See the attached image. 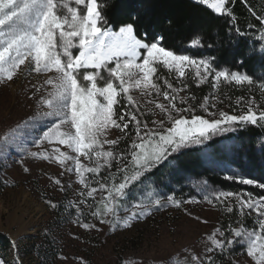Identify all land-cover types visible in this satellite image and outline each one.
<instances>
[{"label": "snow or ice", "instance_id": "6c2138e0", "mask_svg": "<svg viewBox=\"0 0 264 264\" xmlns=\"http://www.w3.org/2000/svg\"><path fill=\"white\" fill-rule=\"evenodd\" d=\"M194 2L207 3L208 7L217 14L231 15L226 7L229 0H214L211 3L208 0H194ZM74 3L82 6V9L70 6L66 0H0V73L11 81L16 70L25 65L26 61L29 70L37 74L55 73L46 81L54 89L49 94L52 98L44 101L49 108L45 115L53 118L54 122L31 143L38 144L46 140L49 143L66 145L76 154L75 156L61 152L57 148L52 154L43 155L42 158L48 161L55 160L68 173L74 170L79 182L86 189L89 183L85 173L98 174L103 165L111 167L113 159L123 162L130 154L129 164L117 167V172L123 174V182L114 183L111 188H106L104 183L95 181L99 184L100 190H106L108 197L115 202L117 198L126 196V189H129L133 182L141 181L152 169L167 161L171 154L191 146L206 148L217 135L235 131L237 126L264 125V110L254 108L252 100L249 101V106L243 114L235 115L220 111L219 118H215V111H210L202 104L201 107H204L207 115L213 117L209 119L196 115L194 109L177 107L176 93L180 89L174 88L167 79L164 80V84L170 91H162L156 82L158 67L161 65L170 72L174 69L178 79L187 78L188 70L194 69L195 77L201 84L210 76L214 82H219L223 78L234 81L237 85L245 81L252 84V78L248 75L240 74L238 71L229 73L228 70H218L214 66V61L193 59L189 55L176 54L174 50L166 49L163 46L164 38L153 33L151 22L145 23L139 13L117 19L115 26H118V30H114L108 10L116 6L115 0L112 2L74 0ZM258 19L264 26V17ZM141 28H143L142 33ZM196 43V40L191 41L192 45ZM74 49H78L76 54L73 52ZM132 89H139L149 96L152 93L156 96L162 95L164 100L168 101L167 105L155 103V108L159 109L164 117L152 121L157 126L155 129L149 128L146 121L142 122L135 111H129L130 108H138L129 94ZM122 96L126 98L127 104L118 109ZM208 99V97L204 98L205 104ZM240 99L243 100V97ZM152 102L149 100V103ZM180 102L185 103V98L181 97ZM212 108L215 109V104ZM148 111L151 112V109ZM188 111L193 112L191 118L182 115ZM140 115L143 116L144 113ZM132 122L136 129L135 139H132L127 150L118 154L111 150L104 151V144L115 146L119 143V140H101L106 130L115 128L127 135L126 130ZM166 122L171 126L166 127ZM66 125H70V130H62ZM33 130L37 131L35 128ZM13 147L20 154L28 151L24 143L17 141L14 134L0 141V153ZM259 150L264 153V145ZM29 154L33 157L41 155L36 152ZM82 156L89 161L94 160L95 166L82 164L80 160ZM69 161L73 162V165L70 166L67 163ZM129 167L131 174L128 171ZM24 171L29 172L30 169L25 167ZM226 178L264 189V183L255 179L235 176ZM54 184L64 190L60 179H55ZM201 190L205 192V199L209 204L217 201L223 204L224 201L233 198L239 205L241 215L255 212L259 228V231L248 230L244 226L217 228L207 237L212 247H208L206 252L213 253L220 250L222 253L226 247L231 248L237 243L246 244L247 255L256 259L257 264H264V242L258 243L264 234V196L253 199L250 192L245 196L244 193L223 191L217 193L214 190L209 196L207 182ZM96 191V188H92L86 192V196L93 197ZM80 196L79 204L85 203L83 199L85 192L82 191ZM162 199L163 197L158 194L151 201V208L159 210L165 207L166 203H162ZM167 201L175 203L177 207L181 203L192 202V200L176 201L174 194L168 195ZM103 202V208L97 207L91 212V216L98 220L100 225L127 228L130 227L131 220L148 214L145 211L148 206L139 203L136 205L139 208L138 212H133L124 218L122 223L113 221L106 217L112 214L114 209L108 207L107 198ZM48 203L51 204L50 201ZM79 204L73 205L78 217L83 215ZM51 206L56 207L55 204ZM225 206L228 213L234 211L231 201ZM89 207L91 208L92 205ZM245 209L249 210L248 213H245ZM75 222L84 229L99 230L96 224L81 223L79 219ZM202 222L207 223V221ZM240 223L243 225V222ZM193 260L195 264H205L199 255L194 256ZM207 260L208 264H215L211 256H208ZM81 264H87L86 260H82Z\"/></svg>", "mask_w": 264, "mask_h": 264}, {"label": "rangeland", "instance_id": "374dc122", "mask_svg": "<svg viewBox=\"0 0 264 264\" xmlns=\"http://www.w3.org/2000/svg\"><path fill=\"white\" fill-rule=\"evenodd\" d=\"M66 2L72 7L82 9V6L75 5L74 0H66ZM202 4L208 6L207 3ZM73 52L76 54L78 49H74ZM27 64L26 61L25 65L16 70L11 81L0 73V141L14 134L17 141L24 143L28 149L23 154L14 147L0 153V235L7 238L10 243L6 253H0V264H81L82 260H86L87 264H195L193 257L196 255L208 264V256L212 258L214 254H219L221 258L215 260V264H257L256 259L247 255L246 244L237 243L231 248L226 247L222 253L220 250L213 253L206 252L208 247H212L207 237L219 228V211L214 204L207 202L203 193L180 200H192V202L181 203L179 207L173 202H168L167 198H163L162 203H166V206L155 210L151 208V201L155 198L146 195L143 177L141 181L133 182L129 189H126V196L117 198L113 202L108 197L107 191L100 190L99 184L95 181L104 183L106 188H111L114 183L123 182V174L117 172V167L129 164L130 154L123 162L113 159L111 167L103 165L101 160L103 166L98 174L85 173L89 183L87 189L79 182L74 170L68 173L55 160H44L43 155L52 154L57 148L72 156L76 154L66 145L55 142L49 143L44 140L38 144L31 143L54 122L53 118L45 115L49 108L44 101L52 98L49 94L54 89L46 81L55 73L37 74L30 71ZM157 75L156 82L162 91H170L164 84L165 79L174 88L180 89L176 93L177 107L194 109L196 115L205 118L213 117L207 115L204 107H201L202 104L210 111H215V118H219L220 111L235 115L243 114L250 100L253 101L254 108L264 110V98L257 99L253 94L243 100L239 98L230 103L221 99L212 90L205 96L209 98L206 104L204 99L197 103L185 88L190 78L195 85L201 84L195 77L194 69L188 70L187 78L178 79L174 69L170 72L161 65L158 67ZM129 94L133 97L134 105H138V108L133 107L129 111H135L142 122L146 121L149 128L155 129L157 126L152 121L164 118L159 109L155 108V103L167 105L168 101H165L162 95L156 96L155 93L150 96L145 95L139 89H132ZM181 97L185 98V103L180 102ZM149 100L153 102L149 103ZM126 104L127 100L122 96L121 104L117 107L123 108ZM213 104L215 109L212 108ZM148 109H151V112ZM141 113L144 115L141 116ZM192 114V111L182 113L188 118H191ZM170 126L171 124L166 122V127ZM34 128L37 131H34ZM62 130H70V125L64 126ZM135 131L134 122L126 130L127 135L119 129H107L101 140L113 139L119 140V143L115 146L104 144L103 150H111L117 154L126 151L132 139H135ZM222 147L225 148L224 152L229 160L238 158L236 145L230 142L222 144ZM31 152L41 155L33 157L29 154ZM80 160L86 166H95L94 160L89 161L83 156ZM242 160L244 167L247 161L244 157ZM259 160L264 163V158L260 157ZM67 163L73 165L71 161ZM25 167L30 171L25 172ZM128 171L131 174V167ZM241 177L246 178L244 173ZM55 179L61 180L63 191L60 186L54 184ZM92 188H96L97 191L93 197H87L86 192ZM82 191L85 192L83 198L85 203L79 204ZM242 193L246 196L249 192ZM261 196L252 193L253 199ZM105 198L108 199V207L114 209L106 219L122 223L124 218L139 211L136 207L139 203L148 206L145 208L148 214L131 220L130 227L127 228L100 225L98 220L91 216V212L97 207L103 208ZM48 201L56 207H52ZM229 201L239 209L233 198L224 202L228 204ZM76 204H79L82 216H77L76 208L73 207ZM89 205L92 207L90 208ZM248 211L245 209V213ZM248 217L250 222L247 225L235 224L232 228L244 226L248 230L259 231L256 213L251 212ZM78 219L81 223L96 224L99 230L84 229L75 222ZM229 237L231 238L230 232ZM261 242H264V234L261 241H258ZM43 254L47 258L42 257ZM258 256L257 253V258Z\"/></svg>", "mask_w": 264, "mask_h": 264}, {"label": "trees", "instance_id": "16d2710c", "mask_svg": "<svg viewBox=\"0 0 264 264\" xmlns=\"http://www.w3.org/2000/svg\"><path fill=\"white\" fill-rule=\"evenodd\" d=\"M115 5L108 10L114 30H118V26H115L117 19L139 13L145 23L151 22V31L164 38L163 46L166 49L194 59L214 61L218 70H228L229 73L238 71L252 78V84L245 81L241 85L223 78L214 82L211 76L206 82L195 85L190 78L186 84L187 92L197 103L212 90L230 103L250 94L257 99L264 98V26L258 19L264 17V0H229L226 7L231 15L217 14L194 0H115ZM140 31L142 33L143 28ZM192 40L197 43L192 45ZM230 142L238 149V158L233 160L227 158L222 147V144ZM262 145L264 125L257 124L237 126L235 131L219 134L206 148H184L146 174L143 178L146 195L156 198L160 194L167 198L174 194L176 201L202 193L205 196L201 190L205 182L209 196L212 190L217 193L251 192L256 196L264 195V190L255 185L226 178L241 177L244 173L246 178L264 183V163L259 160L260 157L264 158V153L259 150ZM243 157L247 161L244 167ZM214 205L219 211L218 226L221 229L250 222L248 215H241L235 205L232 213L227 212L225 202L221 204L217 201ZM9 246L8 239L0 235V253L5 254ZM42 257L47 258L44 254ZM218 259H221L220 255L214 254L212 260Z\"/></svg>", "mask_w": 264, "mask_h": 264}]
</instances>
